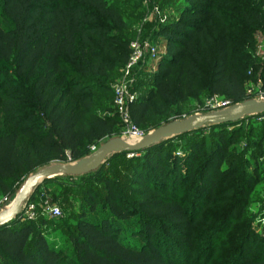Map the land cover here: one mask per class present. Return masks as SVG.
<instances>
[{
    "label": "trees",
    "instance_id": "trees-1",
    "mask_svg": "<svg viewBox=\"0 0 264 264\" xmlns=\"http://www.w3.org/2000/svg\"><path fill=\"white\" fill-rule=\"evenodd\" d=\"M156 1L175 15L142 26L165 51L155 70L150 57L133 69V124L147 134L207 97L248 101L264 0ZM144 15L139 0H0V198L122 135L112 87ZM247 119L44 181L28 200L35 218L0 227V264H264V235L249 213L264 183L249 156L264 148V136L255 139L264 120ZM48 205L62 216L50 217Z\"/></svg>",
    "mask_w": 264,
    "mask_h": 264
},
{
    "label": "water",
    "instance_id": "water-1",
    "mask_svg": "<svg viewBox=\"0 0 264 264\" xmlns=\"http://www.w3.org/2000/svg\"><path fill=\"white\" fill-rule=\"evenodd\" d=\"M263 113L264 101L248 100L223 111L196 114L182 121L176 120L147 134L138 143L125 141L121 138L113 139L102 145L91 156L80 161L68 164H55L41 169L24 182L10 208L0 213V227L10 224L22 215L24 204L46 180L61 176H85L98 170L112 155L136 153L158 145L163 141L189 134L208 126L237 123L246 117Z\"/></svg>",
    "mask_w": 264,
    "mask_h": 264
},
{
    "label": "rangeland",
    "instance_id": "rangeland-1",
    "mask_svg": "<svg viewBox=\"0 0 264 264\" xmlns=\"http://www.w3.org/2000/svg\"><path fill=\"white\" fill-rule=\"evenodd\" d=\"M139 2H140V6H141L142 10H144V12H145V15L143 18V22L140 24V26H137L138 29H136V31H137L136 36L134 37L133 42H132V43H136L139 45V52H141V54H139L138 60L136 62L137 64L135 65V67L138 65V63L145 60V58L150 57L148 59V67H150V69H152V68L154 69L155 65H157V63L154 64L155 58L152 57L151 47L155 50L157 56L159 55V53H163L165 51V49H164V46H161V45L155 46V45L151 44V46H150L149 40H145L143 38L144 33H143L142 26L147 25V24H149V26H151V25H154L158 22L164 23L169 18L174 17L175 10L172 7L171 8H162L161 2H157L156 0H139ZM257 42H258V48H257L256 55L258 57L261 68L257 74V81L255 83L250 84V88L253 91L252 92L253 96L258 94L259 92L264 93V36L262 34L258 35ZM120 74H121L120 78L114 83V85L112 87L113 95H114L115 88L118 85H120L122 83V81L124 80L125 75H126V70L124 69L123 71L120 72ZM132 75H133V71H132ZM135 84H136L135 82L132 84V86L129 89V92L132 95H134L135 97H138V94L136 92H134V85ZM113 98H114V96H113ZM209 99H210V97H207L203 100L202 104L194 106V108L192 110V114L190 116H193L196 114H207V113H205V111H207L206 103ZM190 116L184 115L181 119H179V121L185 120ZM163 126H165V125H163ZM139 129L145 134V132L143 131L142 128H139ZM123 131L124 132L122 133V135L119 138L124 139L125 141H129V139H127L124 136V133H125L124 128H123ZM151 132L152 131L148 132L147 134H149ZM147 134H145V135H147ZM257 135L258 136L255 137L256 140L258 139L259 136H262V135L264 136V129H262V130L260 129L258 131ZM180 145H182V144H180ZM241 147H245V144L242 143ZM263 147H264V142H263ZM252 155H256V160H257V163L259 166V173L261 176H264V148L261 149L260 151H258V150L254 151L251 149L249 152V156H252ZM71 163H74V162H71ZM53 165H55V164H53ZM16 195L13 198H7V197L0 198V202H3V205H2L3 211H6L7 209L10 208L13 201L15 200ZM59 207H61V206L59 205ZM61 209H62L63 213L65 214V213H72L73 211H76L78 209V207H77V205L73 204L72 207H67V208H65V210L62 207H61ZM39 211H41V210H39ZM39 213H41V212H39ZM46 213H47V211H46ZM249 213L255 219L254 226L256 227L257 233H259L260 235H264V183L258 185L255 188V191L253 194V199H252L251 205L249 207ZM36 214H37V211H36ZM54 228L50 229V231H52V230L55 231L54 235L56 233H61L60 230H56ZM56 235H55V237H58Z\"/></svg>",
    "mask_w": 264,
    "mask_h": 264
},
{
    "label": "built area",
    "instance_id": "built-area-1",
    "mask_svg": "<svg viewBox=\"0 0 264 264\" xmlns=\"http://www.w3.org/2000/svg\"><path fill=\"white\" fill-rule=\"evenodd\" d=\"M131 48L134 53L131 57L129 64L125 68L126 70L125 78L122 81V83L118 85L114 90V106L125 127L124 136L127 139H129L130 142L138 143L146 135L137 126H135L131 120L129 106L136 99V97L129 92V89L132 86V84L135 82L134 77L132 75V71L135 65L137 64L136 62L141 52H139V45L136 43H132ZM151 49H152L151 51L152 57L156 58L157 54L155 50L152 47ZM252 92L253 91L251 88L248 89L247 91L248 100L264 101V93L259 92L258 94L253 96ZM234 105L235 104H233L232 101L230 100L222 99L219 96H214L207 101L206 109L208 113H213V112L223 111L225 109L231 108ZM251 117L256 118L258 121L264 120V115L262 114L251 116ZM247 118H250V117H246L245 119ZM246 121H248V119ZM91 151L93 153L96 152V147H93ZM2 205H3V202H0V213L3 212ZM46 211H47V214L52 218H58L62 216L61 209L57 206L48 205L46 207ZM22 214L26 216L28 219H34L36 215L34 205L29 204V202L27 201L25 205L23 206Z\"/></svg>",
    "mask_w": 264,
    "mask_h": 264
}]
</instances>
